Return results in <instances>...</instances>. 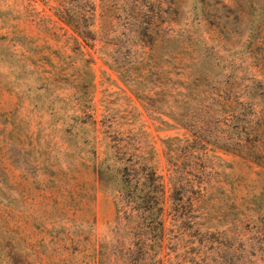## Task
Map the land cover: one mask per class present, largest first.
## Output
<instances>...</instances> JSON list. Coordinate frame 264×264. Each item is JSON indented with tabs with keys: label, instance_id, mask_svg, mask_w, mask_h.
<instances>
[{
	"label": "rangeland",
	"instance_id": "1",
	"mask_svg": "<svg viewBox=\"0 0 264 264\" xmlns=\"http://www.w3.org/2000/svg\"><path fill=\"white\" fill-rule=\"evenodd\" d=\"M83 1L95 4L103 29L120 27L130 10L152 16L150 53L154 67L166 72L163 87H173L180 75L193 79L195 97L178 107L185 126L194 120L186 108H217L222 98L241 97L252 77L264 84V0H140L136 7L133 0H77L88 11ZM58 3L0 0V264L144 263L133 254L136 230L116 217L115 186L101 183L92 166L93 152L96 160L112 163L105 149L125 133L152 145L149 162L163 179L164 264H193L201 233L215 238L232 221V215L218 220L231 198L248 204L264 188V167L245 153L190 156L182 164L187 194L201 186L200 166L210 176L207 194L171 211L162 140L187 132L165 116L169 124L152 119L151 106L145 108L107 66L99 42H80L76 50ZM62 3L71 10L72 0ZM88 67L91 85L80 94L73 86ZM37 74L49 79L44 89ZM157 106L168 107L163 101ZM255 109L261 110L257 138L264 141V97ZM81 117L94 123H81Z\"/></svg>",
	"mask_w": 264,
	"mask_h": 264
},
{
	"label": "trees",
	"instance_id": "2",
	"mask_svg": "<svg viewBox=\"0 0 264 264\" xmlns=\"http://www.w3.org/2000/svg\"><path fill=\"white\" fill-rule=\"evenodd\" d=\"M62 2L64 0H59L57 4L58 16L71 29L73 36H70V41L74 43L76 50L80 47V42L86 45L99 42L103 54L108 56L105 60L107 66L145 104V108L151 106L149 115L153 116L152 119L169 124L161 120V116H165L187 132L183 138L162 140L169 184L167 197L171 211L176 212L177 208L185 205L192 206L194 202L197 204L207 194L205 188L210 176H207L200 165L201 186L195 195L187 194L188 187L183 184L187 171L182 164L190 156L199 154L204 159L206 153L213 150L245 153L255 164L264 167V141L257 138L261 128V110L255 109L263 103L264 84L260 79L252 77L248 84L243 85L245 91L241 90L244 93L241 97L222 98L217 108L213 105L206 108L203 103L186 108V113L190 109L187 115L194 120L185 126V117L178 107H183L190 97H195L192 93L193 79L180 75L173 87H163L166 72L161 66L154 67L156 62L150 53L154 41L151 35L152 16L147 15L145 10H130L121 18L120 27L114 24L115 28L109 30L96 23V6L93 2L83 1L88 11L80 3L78 5L77 0H72L71 10L65 9ZM131 3L136 7L142 2L133 0ZM83 60L87 61H81ZM36 78L44 89L46 80L49 79L40 74ZM90 81L89 67L88 70L82 68L79 81L73 88L83 94L90 87ZM144 87L146 89H141ZM162 101L168 107L160 111L157 103ZM84 103L85 100L78 96V104ZM80 122L94 123L84 117H81ZM142 140L133 139V135L129 133L120 135V139L112 141L105 149V157H109L112 163L96 160L93 152L92 166L101 183H112L115 186L116 217L122 223L131 224L136 230L137 241L133 254L144 259L142 264H164L167 261V253L162 250L165 238V186L162 176L149 162L154 149L147 139ZM263 194L264 188H260L252 196L254 201L248 204H244L247 203L244 198L233 196L228 210L220 211L218 217L221 222L226 215H232V221H227L218 229L215 238L208 236L212 233H201L202 238L197 241V248L192 252V263L264 264V205L263 208L258 206L259 197ZM254 203L257 204L256 207ZM206 230L207 228L204 229Z\"/></svg>",
	"mask_w": 264,
	"mask_h": 264
}]
</instances>
